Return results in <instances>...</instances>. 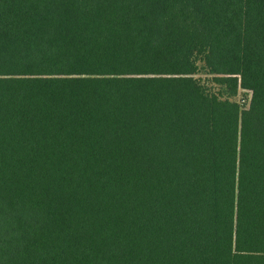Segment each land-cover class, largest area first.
<instances>
[{
  "label": "trees",
  "instance_id": "obj_1",
  "mask_svg": "<svg viewBox=\"0 0 264 264\" xmlns=\"http://www.w3.org/2000/svg\"><path fill=\"white\" fill-rule=\"evenodd\" d=\"M0 264H264V0H0Z\"/></svg>",
  "mask_w": 264,
  "mask_h": 264
},
{
  "label": "rangeland",
  "instance_id": "obj_2",
  "mask_svg": "<svg viewBox=\"0 0 264 264\" xmlns=\"http://www.w3.org/2000/svg\"><path fill=\"white\" fill-rule=\"evenodd\" d=\"M237 101L240 102V103H243L245 104L246 103V96H244V93L243 92H240L238 97H237Z\"/></svg>",
  "mask_w": 264,
  "mask_h": 264
}]
</instances>
